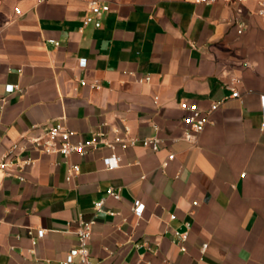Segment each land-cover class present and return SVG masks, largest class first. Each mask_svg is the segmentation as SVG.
Segmentation results:
<instances>
[{
	"label": "crops",
	"instance_id": "crops-1",
	"mask_svg": "<svg viewBox=\"0 0 264 264\" xmlns=\"http://www.w3.org/2000/svg\"><path fill=\"white\" fill-rule=\"evenodd\" d=\"M106 1L97 28L84 26L82 1L0 0V163L14 144L27 147L17 157L32 160L23 182L0 168V264H63L78 245L79 213L94 219L98 264H264L258 1ZM182 101L204 112L224 102L188 139ZM57 123L98 144L67 158L33 151L25 139ZM155 136L156 152L115 142ZM112 155L120 161L110 169ZM73 164L81 170L68 181ZM111 187L120 200L107 197ZM186 223L182 252L175 232ZM38 229L45 236L33 245L29 231Z\"/></svg>",
	"mask_w": 264,
	"mask_h": 264
},
{
	"label": "built area",
	"instance_id": "built-area-1",
	"mask_svg": "<svg viewBox=\"0 0 264 264\" xmlns=\"http://www.w3.org/2000/svg\"><path fill=\"white\" fill-rule=\"evenodd\" d=\"M40 2L49 1V0H39ZM82 1L87 4L86 14L83 18L84 26L93 25L97 28L101 27V17L110 11V5L106 0H77ZM195 4H206L213 5L218 2L222 3H245L248 0H186ZM259 4L258 14L264 20V0H257ZM59 45L58 42H56ZM81 66H86V60H82L80 63ZM151 78L147 76L145 79H141L140 82H149ZM19 90L17 85H9L7 87L8 93H13ZM239 92L235 91L232 97H239ZM224 101L216 102L212 105V108L208 112L201 110L197 103L182 101L180 105L181 111L184 113L182 121L189 127L187 132V138L191 139L195 135L201 133L209 123V115L212 111L218 109ZM262 126L264 127V107H263V121ZM75 133L72 132L62 123H57L54 125L47 126L43 133L34 136L28 137L25 139L27 143L30 144L31 149L35 152H39L46 155L59 154L67 158L73 154L85 155L88 149L96 147L98 144L97 137L92 139H75ZM116 143L122 144L124 147L127 145L135 146L141 144L145 148H149L152 151H159L161 148L162 141L158 137H148L142 140L138 139H129L125 142L121 138H116ZM108 144V143H107ZM109 146H112L108 144ZM17 150L24 151L27 150L26 146H20L19 144H14L3 156V159L0 163V168L5 171L9 176L13 175V171H17L18 179L20 181H25V177L22 174L26 165L31 163V158L27 160H22L15 155ZM169 159H174V154L169 155ZM120 157L117 155H112L106 160V165L108 168H116L119 165ZM80 166L77 164L70 165L68 167V174L66 179L70 181L80 173ZM107 197H111L115 200L121 199V193L119 190H116L114 187H111L107 190ZM106 198L101 199L95 203L96 213H100L104 210ZM145 211V204L139 200L134 202L133 212L136 216L141 217ZM112 215L115 213L111 212ZM171 220L176 219V215L170 216ZM72 223V222H71ZM73 223H76L75 234L78 239V245L73 253L67 255L66 259L63 261V264H98L93 261L90 241L93 235V224L94 219H87L82 213H79L78 216L73 220ZM191 230V224L186 223L185 231H176L175 235L177 240L175 242L180 246L182 252L187 251L185 243L189 238V231ZM29 234L32 237L33 245H36L38 239H41L45 236V230L38 229L36 235L33 230L29 231ZM207 244H203L201 251L204 253L207 249Z\"/></svg>",
	"mask_w": 264,
	"mask_h": 264
}]
</instances>
